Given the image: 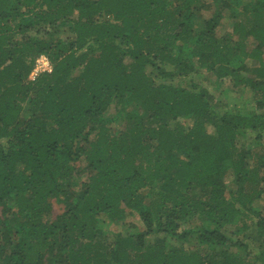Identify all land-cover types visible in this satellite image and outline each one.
Listing matches in <instances>:
<instances>
[{"label": "trees", "instance_id": "obj_1", "mask_svg": "<svg viewBox=\"0 0 264 264\" xmlns=\"http://www.w3.org/2000/svg\"><path fill=\"white\" fill-rule=\"evenodd\" d=\"M263 145L264 0H0V264H264Z\"/></svg>", "mask_w": 264, "mask_h": 264}, {"label": "rangeland", "instance_id": "obj_2", "mask_svg": "<svg viewBox=\"0 0 264 264\" xmlns=\"http://www.w3.org/2000/svg\"><path fill=\"white\" fill-rule=\"evenodd\" d=\"M203 12H204L205 16L208 17L209 13L206 12V11H203ZM199 23H201V22L199 21ZM228 27H229L228 22H224L223 25L220 24L218 28H219V31L222 33L224 31L228 30ZM201 73H202V75H198V79L203 84L208 85L212 89L213 86H212L211 81L214 80V76L209 74V73H207V72H204V71L201 72ZM212 92H214L213 89H212ZM219 97L220 98H224V95H220ZM110 111L112 112L113 108H110L107 112H110ZM263 147H264V145H263ZM78 164H80V163H77V165ZM51 201H52V204H53V209H52V212H51V218H55L57 214H59V213H61L63 211L64 204H63V202L58 201V199L56 197H52ZM262 212L264 213V208L262 209ZM126 222L127 223L136 224V225H138L139 227L142 228V223L134 215H129L128 218L126 219Z\"/></svg>", "mask_w": 264, "mask_h": 264}, {"label": "built area", "instance_id": "obj_3", "mask_svg": "<svg viewBox=\"0 0 264 264\" xmlns=\"http://www.w3.org/2000/svg\"><path fill=\"white\" fill-rule=\"evenodd\" d=\"M51 68L52 65L49 58L46 55L42 54L37 57L33 70L31 71L32 76L30 75V77L34 78L38 73L42 71H50Z\"/></svg>", "mask_w": 264, "mask_h": 264}]
</instances>
